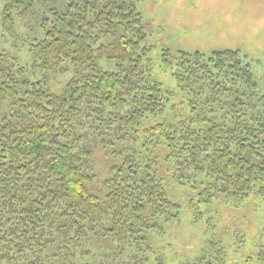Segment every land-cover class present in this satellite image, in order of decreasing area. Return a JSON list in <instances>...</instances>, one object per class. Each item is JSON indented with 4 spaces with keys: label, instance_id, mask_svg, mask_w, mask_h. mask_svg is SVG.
Listing matches in <instances>:
<instances>
[{
    "label": "trees",
    "instance_id": "obj_1",
    "mask_svg": "<svg viewBox=\"0 0 264 264\" xmlns=\"http://www.w3.org/2000/svg\"><path fill=\"white\" fill-rule=\"evenodd\" d=\"M39 2L3 0L4 28ZM147 39L133 0H69L42 18L31 65L0 52V264H166L153 241L188 218L209 237L178 264H264V228L245 253L253 240L212 211L264 201V95L247 56L165 50L170 90ZM66 62L74 75L52 93ZM97 147L120 162L103 197Z\"/></svg>",
    "mask_w": 264,
    "mask_h": 264
},
{
    "label": "rangeland",
    "instance_id": "obj_2",
    "mask_svg": "<svg viewBox=\"0 0 264 264\" xmlns=\"http://www.w3.org/2000/svg\"><path fill=\"white\" fill-rule=\"evenodd\" d=\"M69 0H41L33 10L16 18L13 27L4 28L3 0H0V52L15 58L21 65H31L33 54L29 49L32 40L39 35V25L51 9L60 10ZM143 18L148 35L147 47H151L153 75L165 87L175 89L174 78L166 63L164 51L202 52L210 55L220 50H239L247 56L258 82V94L264 95V0H133ZM67 74L50 72L51 92L60 95L74 75V67L66 62ZM177 93V90H174ZM180 101L185 96L177 97ZM185 102V101H184ZM93 163L97 179L90 191L103 197L104 181L110 169L119 160L97 147L93 151ZM172 197L186 200L192 194L174 186ZM185 198V199H184ZM213 208L220 227L250 237L246 252L256 250V239L264 228V201L253 200L242 209H233L219 201ZM190 218L174 228L165 237H157L153 247L162 249L166 264H178L181 259H192L204 245L208 235L203 225L193 226ZM162 253V252H160ZM243 256V255H241ZM182 257V258H180Z\"/></svg>",
    "mask_w": 264,
    "mask_h": 264
}]
</instances>
